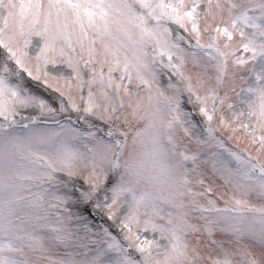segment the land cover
Returning a JSON list of instances; mask_svg holds the SVG:
<instances>
[{
	"label": "snow or ice",
	"instance_id": "snow-or-ice-1",
	"mask_svg": "<svg viewBox=\"0 0 264 264\" xmlns=\"http://www.w3.org/2000/svg\"><path fill=\"white\" fill-rule=\"evenodd\" d=\"M0 264H264V0H0Z\"/></svg>",
	"mask_w": 264,
	"mask_h": 264
}]
</instances>
